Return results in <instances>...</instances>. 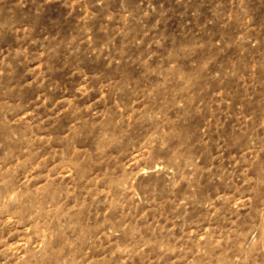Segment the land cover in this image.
Returning a JSON list of instances; mask_svg holds the SVG:
<instances>
[{
	"label": "rangeland",
	"instance_id": "rangeland-1",
	"mask_svg": "<svg viewBox=\"0 0 264 264\" xmlns=\"http://www.w3.org/2000/svg\"><path fill=\"white\" fill-rule=\"evenodd\" d=\"M0 264H264V0H0Z\"/></svg>",
	"mask_w": 264,
	"mask_h": 264
}]
</instances>
